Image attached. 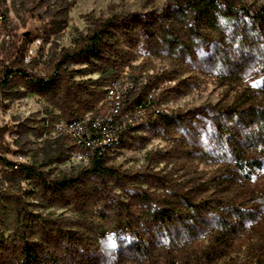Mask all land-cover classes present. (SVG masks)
<instances>
[{"label":"rangeland","instance_id":"1","mask_svg":"<svg viewBox=\"0 0 264 264\" xmlns=\"http://www.w3.org/2000/svg\"><path fill=\"white\" fill-rule=\"evenodd\" d=\"M70 1L0 0V235L7 237L15 228V199L20 198L29 211L60 221L63 232L73 233L72 240L57 234L50 246V251L59 252L67 246L70 263L184 264L176 257V247L166 246L152 251L150 260L134 261L136 239L124 207L140 187H148L136 183L138 176L168 172L176 162L169 156L189 155L201 176L198 183L207 189L195 214L200 227L193 244L199 256L205 253L207 264L264 262V166L245 177L232 167L231 156L222 149L232 142V134L241 131L238 120L224 108L236 100L238 91L250 87L260 94L263 85L264 70L257 63L260 51L249 42L264 43V27L253 18L264 0H239L248 10L239 13L240 24L229 23L213 34L187 14L182 0H76L73 5ZM105 21L115 26L118 48L131 58L120 65L117 80L126 87L125 102L160 87L155 104L171 115L165 122L150 110L147 118L134 124L136 129L124 133L106 158L116 178L90 172L91 164L74 156V142L56 136L53 125L60 115L56 104L32 91L21 76L7 78L9 70L19 68L35 77L50 76L66 51L75 48L76 40ZM23 33L30 34L29 44L40 40L29 63L16 59ZM227 56L233 65L240 61L243 67L237 82L224 85ZM62 69L72 76L70 83L98 80L101 90L112 80L100 78V72L90 73L92 66L86 64L67 63ZM95 108L94 113H104L105 99ZM162 156L167 161H158ZM60 157L62 161H57ZM13 163L32 164L50 181L77 176H84L85 181L77 191L70 188L53 194L39 181L13 172L8 165ZM90 189L98 194L86 199L83 193ZM83 200L92 208L85 216L75 203ZM190 214L182 220L192 218ZM134 217L144 227L149 221L145 211L134 212ZM224 219L242 226L232 240L221 244L219 240L228 237L220 228ZM18 247L17 241L0 249V264H23L17 260Z\"/></svg>","mask_w":264,"mask_h":264},{"label":"trees","instance_id":"2","mask_svg":"<svg viewBox=\"0 0 264 264\" xmlns=\"http://www.w3.org/2000/svg\"><path fill=\"white\" fill-rule=\"evenodd\" d=\"M75 2L76 0H71L70 5ZM182 2L187 14L209 34L223 29L229 23L232 25L240 24L238 21L239 13L248 12L245 4L239 0H182ZM253 18L257 24L259 23L264 27V6L260 8L258 13L253 14ZM18 42L16 59L23 60L30 42V34L23 33L19 36ZM249 44H252L251 48L259 49L260 54H258L257 63L261 64L260 66L264 70V43L258 44V41H255L249 42ZM75 45L74 49L66 51L63 59L57 64L50 76L35 77L20 68L9 70L7 73V78L14 74L21 76L27 81V87H30L32 91L39 92L51 103L56 104L60 110V115L57 116L56 120H60L62 117L82 118L87 113H94L96 105L106 98V89L101 90L99 88L102 84H98V80L89 79L88 82L70 83L68 79H71L72 76L62 69L65 64L75 63L92 66L90 73L100 72V78L110 77L112 79L110 84H112L119 80L120 65H126L131 59L129 52L118 48L117 31L110 21L96 24L84 38L77 39ZM220 53V55L225 54ZM252 53L256 55L254 52ZM223 60L226 64L224 66L226 72L222 74L223 84L237 82V75L243 67L241 62H235L233 65L228 56L224 57ZM104 63L108 67H103ZM147 97L148 95L143 98L135 97L133 100L124 101V108L127 106L126 110H132ZM224 109L233 119L238 120L241 131L237 135L232 134V142L228 143L227 146H222V149L231 156L232 167L245 177L250 178L255 169L264 166V81L260 94L251 91L250 87L245 91L240 90L236 95V100ZM156 117H160L165 122L171 119V115L164 113L156 115ZM135 127L132 126L130 129H136ZM110 152L111 150L105 151V158L94 159L89 171L100 176L116 178L118 174L106 162ZM182 157L169 156L168 159L176 160V162L168 172H149L147 178L141 175L138 176L139 182L135 180L139 185L146 184L148 187L147 189L140 187L139 191L130 197V202L124 207L125 217L130 221L131 230L136 239L133 244V254L136 255H134V261L143 257L150 260L152 251L160 246H166L169 248L176 247L175 253H179L176 257H180L179 259L184 261V264H207L205 253L199 256L198 248L193 244L200 227V221L195 214L198 213L203 203L200 196L207 189L204 188V184L198 183L201 176L194 168L192 157L189 155ZM62 159L60 157L57 161H62ZM157 159H159L158 161H167L165 156ZM8 165H11V170L21 177L39 181L45 191L53 194L61 195L70 188L77 191L85 181L84 176L64 177L50 181L47 179L46 173L39 171L32 164L19 163L16 164V167H14L15 163ZM97 194L95 189L83 193L86 199H91L92 196L96 197ZM99 199L97 198V201ZM85 200L75 202L77 210L82 212L83 216L92 210L91 207L87 206ZM15 204L17 207L16 226L9 236L0 235V249L11 246V243L18 241V249L21 255L17 260L23 264H57L59 262L73 264L66 260L69 259L66 255L70 254V249L67 246L63 247L64 250L61 252L56 249L50 251L51 243L55 242L57 234L72 240L74 238L73 233L63 232L60 221L50 220L29 211L28 205L20 198L15 199ZM140 210L149 214V221L145 227L141 226L134 217V212ZM189 212L192 218L182 220L184 215ZM100 216L107 218L103 213H100ZM188 222L191 225L187 227ZM179 225H181L179 230L174 232ZM241 226V222L222 220L220 226L222 235L228 237L219 240V243L223 244V242L232 240L237 229ZM35 229L38 233H34ZM249 264H264V262L255 261Z\"/></svg>","mask_w":264,"mask_h":264},{"label":"built area","instance_id":"3","mask_svg":"<svg viewBox=\"0 0 264 264\" xmlns=\"http://www.w3.org/2000/svg\"><path fill=\"white\" fill-rule=\"evenodd\" d=\"M40 43L39 39L28 45L25 54V61L31 62L35 55V47ZM43 77H46L44 74ZM126 87H120V82L114 89L106 88L105 103L107 110L104 113H87L82 118H86L88 132H81V125H76L73 119H60L54 122L53 131L57 137L73 138L77 145V157L88 159L105 158V151L116 148L122 140L124 133L135 124L137 118H147L149 111L156 116L161 114L156 108V99L160 92V87L151 90V96L146 98V106H135L132 110L124 108V97ZM94 137H105V144L93 145ZM16 164L19 163H15ZM12 169V166L10 167Z\"/></svg>","mask_w":264,"mask_h":264},{"label":"bare ground","instance_id":"4","mask_svg":"<svg viewBox=\"0 0 264 264\" xmlns=\"http://www.w3.org/2000/svg\"><path fill=\"white\" fill-rule=\"evenodd\" d=\"M36 41V40H35ZM120 81H114L109 87L108 89H114L115 85L118 84ZM120 87H122V83L120 82ZM151 90H154V88H152ZM151 96V91L148 94V97ZM138 106H146V98L141 102L140 105ZM157 109H160L159 107L156 106ZM160 113H165L162 109H160ZM73 121H76V125H81V132H88V125H86V118H72ZM144 120V118H137L135 120V123H138L140 121ZM48 126V124H46ZM71 141H73V138H70ZM73 145L77 151V145L75 143V141H73ZM105 144V137H94L93 138V145H102ZM109 155V153H108ZM74 156L77 157V152L74 153ZM75 157V158H76ZM80 161H84V162H88V159H80V157H77Z\"/></svg>","mask_w":264,"mask_h":264}]
</instances>
